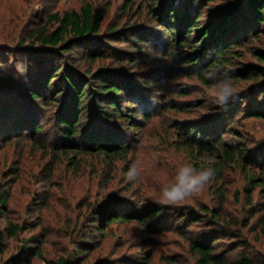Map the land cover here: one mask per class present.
I'll use <instances>...</instances> for the list:
<instances>
[{"label":"rangeland","instance_id":"rangeland-1","mask_svg":"<svg viewBox=\"0 0 264 264\" xmlns=\"http://www.w3.org/2000/svg\"><path fill=\"white\" fill-rule=\"evenodd\" d=\"M190 1L171 0L179 9ZM207 1H195V7L202 10L196 23L222 21L232 12L241 16L249 4V0ZM86 4L103 14L101 29L93 38L96 43L89 44L97 54L102 50L103 58L93 61L87 54L93 50L76 41L52 48L35 38V29L51 32L57 28L53 15L80 12ZM159 4V0H0V193L7 194L4 204L0 202V228L5 229L8 221L21 226L13 236L6 232L0 264L18 254L22 264H49L69 252L74 254L84 234L97 227L92 220L102 206L135 210L160 206L162 210L145 222L113 221L104 226L103 234L96 229L99 245L84 264L98 259L102 264H204L192 246L194 241L211 243L214 255L227 263L245 256L264 264V118L251 114L264 107V77L244 79L230 73L245 65L264 67V60L257 56L264 54V23L252 24L251 29L244 25L248 21L235 30L233 25L230 36L235 43L228 59L216 69L221 76L228 72L239 96L219 107L208 96L214 81L202 79L193 64L185 62V56L203 40H194L197 34L192 31V47L169 43L163 15L152 11ZM183 20L174 30L182 27ZM176 33L180 35L179 30ZM254 33L259 35L254 37ZM40 57L44 61L39 62ZM60 65L73 72L75 82L91 80L92 88H97L102 69L114 71L122 86L136 83L138 92L131 100L140 111L134 118L139 127L128 132L129 124L118 117L109 121L97 117V98L89 93L83 98L86 125L78 140L87 138L91 126L122 130L129 144L126 159L109 163L99 154H81L75 168L68 152L59 150L55 122L63 98L50 106V92H45L44 100L28 91L43 84L46 72ZM64 68L59 70L61 77ZM122 107H128V102H122ZM17 119L29 128L34 122L44 126L38 139L43 146L34 142L30 129L23 135L13 128ZM194 126L199 130L191 131ZM179 132L182 136L197 133L207 140L219 136L231 146L246 148L245 160L216 161L211 153L196 147L186 149ZM188 162L198 170L214 168L215 179L181 206L157 203L161 186L174 177L180 164ZM133 163H138L140 176L128 182L124 174ZM212 209L219 211V218ZM25 239H30V250L22 254Z\"/></svg>","mask_w":264,"mask_h":264},{"label":"trees","instance_id":"trees-1","mask_svg":"<svg viewBox=\"0 0 264 264\" xmlns=\"http://www.w3.org/2000/svg\"><path fill=\"white\" fill-rule=\"evenodd\" d=\"M195 1L200 3L205 0H191L190 4L184 6V9H179V7H177L178 5H174L171 0H159L161 4H159L157 9H153L152 11L163 15V30L167 35L170 34V39H168L167 36L165 37L169 43L174 44L179 42L180 45H189L192 47V44H189V40H191L190 33L192 31L194 34H197L194 40L197 38L203 40V43L198 45V48L194 52L185 56V62L193 64V71L196 72V75L206 80L203 75L205 70L216 69L221 62L224 63L228 59L230 50L233 47L232 44L235 43L231 41L233 38L230 36L233 32V25H235V30L242 22L248 21L244 25H247L251 29L250 25L252 26V24L254 25L257 22L260 24L264 23V0H249V4L242 8L241 16L235 17L232 12L222 21L216 20L215 22V20L210 19L207 21V24L201 22L196 23L202 17V10L198 6L195 7ZM211 1L212 0H209L206 3L208 4ZM248 7L250 10L247 13ZM184 15L185 19L183 20L182 18ZM250 15L252 18L249 17ZM52 19H55L59 23L56 29L51 32L35 29L33 32L36 34L35 38L39 40L41 45L53 48L76 41L80 45L89 46L91 50H93L87 53L93 61L104 57L102 50L97 54L96 50H94L95 48L90 46L96 43L93 38L98 35L101 29L103 20L102 12L95 11L90 4H86L81 8L80 12L67 11L61 16L60 13H56L52 16ZM181 20H183L182 27H176L174 30V25H177ZM244 25H241L243 29ZM178 30L180 35L176 33ZM258 35L259 33H254V37ZM139 39L145 40L143 38ZM97 43L100 45L99 42ZM139 43H141V41H139ZM257 56L259 60H264V54H257ZM40 59L39 62L44 61L42 57H40ZM63 68L64 66L60 65L56 70H53V68L49 69L43 78V84L32 87L30 91H28V89L26 90L33 98L41 97L44 100L47 99V97H45V92H50L49 97L51 100L48 102L50 106L55 105L60 98H63L61 108L58 110L56 109L55 135L58 139L59 150L63 153L68 152V158L71 160L70 163H72L75 168L79 166L77 159H79L78 157L81 154H99L105 156L109 163L113 160L126 159L129 155V144L127 135H125L122 130L112 127H104L106 130H103L98 129L97 126H91L90 128L88 127L87 138L81 141L78 140L79 137H81L84 125H86L83 113L86 108L83 98L87 93L90 94L89 97L93 99L97 98V117L105 121L118 117L120 120L129 124L126 129L128 132L130 129L139 127V122L134 118L140 115V111L134 106V102L131 100V96L138 92L136 83H127L122 86L114 71L108 70L109 73H106L107 71L102 69V72L98 74L100 81L99 84H97V88H92L91 80L87 81L81 79L79 82H75L73 72L68 68H64V73L61 77L59 70ZM230 73L244 79L259 78L261 76L264 77V67L256 66L249 68L245 65L239 70L235 69L230 71ZM169 75H173V73ZM59 77L60 80L55 83V80ZM1 79L0 77V80ZM52 82L55 84L54 89L47 90ZM131 88H134V91H131ZM43 90L45 91L43 92ZM61 94H63L62 96L64 97H58ZM122 102H128L127 109H123ZM1 106L4 110L8 108L4 103ZM251 114L264 118V107L253 109ZM146 117H144V119H146ZM12 126L16 131L22 132L23 135L30 129V132L35 138L34 142L43 146V143L38 140L44 129L42 124L34 122V125L29 128L21 119H17ZM194 130H199L198 126H194V128L191 129V131ZM10 132L12 133V131ZM183 134V132H179L186 149L192 150V148L196 147L200 151L211 153L216 161L231 162L236 158H241L243 161L245 160L243 154H245L246 148L231 146L223 139L219 138V136H211L214 140H207L204 136L199 138L196 135L197 133L192 135L188 132L187 135L182 136ZM71 152H74L73 155L75 156H71ZM250 155L251 154L248 153L247 156ZM6 200L7 194L0 193V202L2 205ZM206 209L208 208L206 207ZM161 210L162 208L160 206H144L139 210L130 209L125 206H111L108 209L103 206L99 207L96 209L97 215L94 216V220H92L94 222L92 225L97 224V227H92L88 234H84L83 238L78 242V245H76L74 254L69 252L67 255L60 256L56 261L51 260L48 261V263L84 264L87 257H89L92 251L99 245L94 232L96 229L98 230L97 233L103 234L105 231L104 226L113 221L138 220L139 222H145L161 213ZM210 212L213 213L214 217L219 218L220 213L218 210L212 209ZM193 220L197 222L199 218ZM20 229L21 226L12 221H8L5 229L0 228V250L4 245L6 232L8 235L13 236ZM29 241L30 239L24 240L22 254H27L29 252ZM192 246L197 249L204 264H258L245 256H241L240 259L234 263H227L223 260L221 255H214V247L211 243L202 244L199 241H194ZM10 261H8L9 263L5 262V264H22V255L18 254L13 256ZM104 261L106 262L107 260ZM88 264H102V259Z\"/></svg>","mask_w":264,"mask_h":264},{"label":"clouds","instance_id":"clouds-1","mask_svg":"<svg viewBox=\"0 0 264 264\" xmlns=\"http://www.w3.org/2000/svg\"><path fill=\"white\" fill-rule=\"evenodd\" d=\"M203 75L206 80L214 81L208 91L212 104L224 107L230 101L238 98L239 90L232 83L227 71H224L221 76L220 69H209L205 70ZM215 175V169L212 167L198 170L190 162L182 163L178 166L174 177L161 186L156 202L162 206H181L203 192L215 179ZM139 176L138 163H133L124 174V178L128 182H136Z\"/></svg>","mask_w":264,"mask_h":264}]
</instances>
